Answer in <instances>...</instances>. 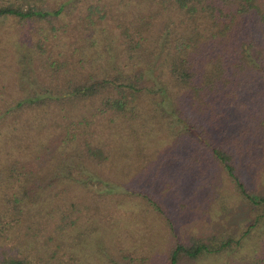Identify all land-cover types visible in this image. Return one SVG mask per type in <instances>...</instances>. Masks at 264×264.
I'll return each mask as SVG.
<instances>
[{
	"label": "trees",
	"instance_id": "16d2710c",
	"mask_svg": "<svg viewBox=\"0 0 264 264\" xmlns=\"http://www.w3.org/2000/svg\"><path fill=\"white\" fill-rule=\"evenodd\" d=\"M0 264H264V0H0Z\"/></svg>",
	"mask_w": 264,
	"mask_h": 264
},
{
	"label": "rangeland",
	"instance_id": "374dc122",
	"mask_svg": "<svg viewBox=\"0 0 264 264\" xmlns=\"http://www.w3.org/2000/svg\"><path fill=\"white\" fill-rule=\"evenodd\" d=\"M29 1L30 0H24L25 5ZM35 1H38V0H35ZM210 175L212 174L204 173L202 175V179H205V180H202L201 184H200V180H197L195 177L189 178L190 187L188 188L185 194L194 195V197L196 198L195 201L201 202L202 205H204V209L208 211H212L218 214L219 212H221V210L223 211L224 208L227 209L231 217L229 218L228 226H231V225L233 226L234 222L238 223V221L240 222L241 218L244 217L243 214H238V215H233V216L231 215V213L237 212L240 210L241 208V205L239 203L240 199L237 197V195H235L234 191L231 192V190L229 189H223L221 187H218V182H219L218 178L217 177L210 178ZM199 178L201 177L199 176ZM198 183L201 186L197 187ZM113 190L114 191L118 190V192H122V193L124 192L123 190L115 188V187H113ZM215 205L217 206L213 208ZM208 206H210V208H208ZM207 217L208 216L204 215L205 221H204L203 226L204 225L212 226L211 225L212 221L208 220ZM215 221L216 223L218 222L217 219ZM245 221H247V219H245ZM241 225H244V223L241 222Z\"/></svg>",
	"mask_w": 264,
	"mask_h": 264
}]
</instances>
